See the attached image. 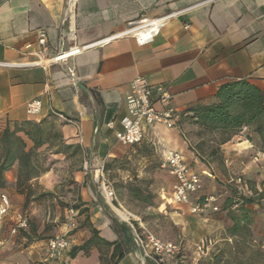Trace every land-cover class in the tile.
<instances>
[{
	"label": "crops",
	"instance_id": "0c3cea01",
	"mask_svg": "<svg viewBox=\"0 0 264 264\" xmlns=\"http://www.w3.org/2000/svg\"><path fill=\"white\" fill-rule=\"evenodd\" d=\"M69 10L68 0H0V62L11 64H0V131L7 124L49 116L65 143L78 149L76 155L71 150L50 154L68 167L75 201L81 204L77 228L70 234L73 246L83 244L96 229L100 238L123 247L119 264H155L143 257L135 240L133 227L146 229L140 215L152 209L166 213L167 203L176 210L171 211L174 217L181 216L177 209L182 205L190 210L189 204L169 200L174 179L161 167L164 149L183 153L199 173L210 172V182L223 176L225 189L241 177L245 184L237 187L244 195L260 197L254 207L264 212V158L246 139L247 129L221 145V158L212 162L211 171L190 149L200 139L188 132L187 118L191 107L217 102L219 87L231 80L247 79L264 91V0H77ZM170 13L175 16L149 44L139 45L132 36L103 41L133 21ZM74 45L88 48L66 62L53 61ZM137 76L150 82L155 95L159 88L167 89L179 118L173 128L155 123L146 127L141 143L123 145L115 131L125 113L129 84ZM34 99L43 103L36 117L27 112ZM106 163L112 168L105 170ZM215 164L222 165L223 174ZM52 171L36 180L47 185ZM161 173L170 179L169 197ZM6 176L15 180L14 170ZM103 180L114 191L111 199L101 190ZM216 195L221 206L224 194ZM117 207L127 216H119ZM6 238L0 263L15 264L17 257L6 253L11 237ZM68 252L66 264H103L98 247L75 258Z\"/></svg>",
	"mask_w": 264,
	"mask_h": 264
},
{
	"label": "rangeland",
	"instance_id": "374dc122",
	"mask_svg": "<svg viewBox=\"0 0 264 264\" xmlns=\"http://www.w3.org/2000/svg\"><path fill=\"white\" fill-rule=\"evenodd\" d=\"M201 131L200 126L188 120V132L193 133L194 139L201 140ZM205 150L208 152L210 147L205 145ZM48 158L49 161H53L50 167V170L53 169L51 172L53 178L48 180L47 185L39 180L32 182L33 190L28 206H24V195L18 193L15 188L17 167L12 168L15 180L11 181L6 176L9 184L4 191L12 197L13 206L29 218L28 229L18 236L9 238L6 253L17 257L15 264H66V262H53L48 258L47 242L51 237L66 231L69 210L75 209L73 206L77 203L76 187L68 177V167L61 161L53 159L50 154ZM137 166L138 163L134 169H137ZM215 168L224 173L222 165L215 164ZM12 169L6 175L10 174ZM160 175V181L167 183H165L166 196L169 197L168 174ZM232 176L238 175L234 173ZM202 178L203 187L199 193L200 197L222 193L224 202L233 189L241 191L235 182L226 184L227 189H225L223 186L226 180L221 175L220 178L211 181L212 183L211 177L206 174H202ZM118 185L127 188V184L118 183ZM254 206H250L249 223H242L237 230L232 229L234 223L226 212L221 210L222 207L217 212L199 215L191 213L186 205H182L177 209L181 216L174 217L171 211L176 210L167 203L166 213L153 209L145 210L140 217L148 231L163 240L180 244V252L171 260L172 264H263L264 212H260V208ZM142 229L144 231V228ZM137 231L141 233V230L137 229ZM1 260L0 258V262Z\"/></svg>",
	"mask_w": 264,
	"mask_h": 264
},
{
	"label": "trees",
	"instance_id": "16d2710c",
	"mask_svg": "<svg viewBox=\"0 0 264 264\" xmlns=\"http://www.w3.org/2000/svg\"><path fill=\"white\" fill-rule=\"evenodd\" d=\"M217 98L215 103L191 107L187 115L188 120L202 130L201 140L194 146L190 145V149L211 171L212 162L221 158V145L244 129H247L246 139L264 152V91L247 79L231 80L219 87ZM210 142L214 144L210 145ZM205 145L210 147L208 152ZM67 150H71L72 155L78 153L76 147L65 143L58 125L49 116L7 124L0 131V192H5L9 184L6 173L16 165L15 188L24 195V206H28L32 196V182L50 170L53 161H49L48 155L61 154ZM104 168L110 169L111 164L106 163ZM144 200L150 202L147 196ZM259 202L260 197L244 195L233 189L221 204V210L233 221L232 229L237 230L242 223H249L250 206ZM73 208L79 210L81 204L76 203ZM132 223L136 226L135 222ZM102 243L107 246L104 251L99 246ZM111 246L114 248L109 255ZM92 247L100 249L103 264H119L125 256L120 243L105 241L99 237L96 229L89 239L81 245L73 246L68 254L71 258H75L81 251L89 254Z\"/></svg>",
	"mask_w": 264,
	"mask_h": 264
},
{
	"label": "built area",
	"instance_id": "2783aa9c",
	"mask_svg": "<svg viewBox=\"0 0 264 264\" xmlns=\"http://www.w3.org/2000/svg\"><path fill=\"white\" fill-rule=\"evenodd\" d=\"M76 1L68 0V10L72 9ZM173 16H175V13L155 18L143 17L129 23L128 27L121 33L103 41L119 36H132L139 45L149 44ZM187 27L188 25H186ZM39 44L41 46L40 52L43 53L46 46L44 32L40 33ZM86 48L88 47L74 45L67 51L58 52L53 61L66 62L70 57L82 53ZM0 64L11 65L6 62H0ZM172 100L173 95L167 89L159 88L157 95H155L150 82L145 77L137 76L134 78L129 84V91L125 100V113L119 120L120 128L115 131L117 141L123 145L141 143L145 137L146 127H151L155 123H162L167 128H173L179 118V113L172 104ZM42 107V101L34 99L27 103V112L30 116L36 117L41 113ZM57 115L64 118L61 114ZM113 124V122H109L108 126L114 127ZM257 156L264 158V152L258 153ZM161 167L166 169L174 179L169 197L170 202L189 204L190 212L194 214H205L220 210L221 206L216 204L217 195L199 196L203 187L202 174L191 166L183 153L172 149H164ZM205 174L212 177L210 172ZM236 182L239 186L245 184L241 177ZM101 190L106 198H113L114 191L106 180L102 181ZM77 214L76 209H70L66 231L48 240V258L53 262H63L66 253L73 247L70 234L77 228ZM28 227L29 218L13 206L8 193L0 192V251L7 239L6 236H18L22 231H26ZM133 229L136 243L144 258L152 259L155 264H172L171 260L175 259L180 252V244L163 240L147 229H144L141 233L135 227Z\"/></svg>",
	"mask_w": 264,
	"mask_h": 264
},
{
	"label": "bare ground",
	"instance_id": "6f19581e",
	"mask_svg": "<svg viewBox=\"0 0 264 264\" xmlns=\"http://www.w3.org/2000/svg\"><path fill=\"white\" fill-rule=\"evenodd\" d=\"M117 212L119 213V215L121 216V217H126L127 216V213L124 211V210H122V209H119L118 207H117Z\"/></svg>",
	"mask_w": 264,
	"mask_h": 264
}]
</instances>
